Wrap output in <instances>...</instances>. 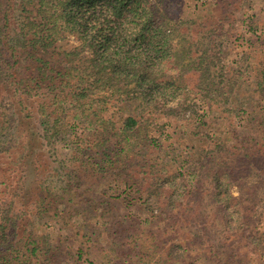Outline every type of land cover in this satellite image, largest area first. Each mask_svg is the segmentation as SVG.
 <instances>
[{
  "label": "trees",
  "instance_id": "16d2710c",
  "mask_svg": "<svg viewBox=\"0 0 264 264\" xmlns=\"http://www.w3.org/2000/svg\"><path fill=\"white\" fill-rule=\"evenodd\" d=\"M135 3L0 0V151L23 165L0 207V264L42 253L30 233L20 253L12 215L23 216V235L31 217L80 219L108 264H250L251 237L264 228V63L241 100L235 70L220 64L224 40L164 60L152 52L160 33L198 32L181 0ZM70 36L78 43L66 48ZM166 83L179 90L175 101L158 88ZM212 105L227 129L197 130ZM171 119L196 128L189 152L176 150ZM218 176L237 191L239 219L228 193L217 195ZM139 204L150 214H134Z\"/></svg>",
  "mask_w": 264,
  "mask_h": 264
},
{
  "label": "rangeland",
  "instance_id": "374dc122",
  "mask_svg": "<svg viewBox=\"0 0 264 264\" xmlns=\"http://www.w3.org/2000/svg\"><path fill=\"white\" fill-rule=\"evenodd\" d=\"M139 3L133 4L135 10H140L144 7L146 1L158 4V0H137ZM166 1V0H165ZM182 7H184L183 16L185 18L196 17V24H198V32L192 33V30L186 31L187 35H190L189 39L180 37L182 32L174 30L171 32L160 33L162 36L161 41L157 38H153L151 45L152 52L158 51V55L165 58L173 56V49L180 50L181 47L187 48L190 44L191 52H194L197 48V44L206 42L207 40H224L223 44L219 46V57H221V63H224L227 68L235 70L234 79L238 80L240 87L236 90L239 93L238 97L241 100H245L243 96L250 94L255 86L257 75L264 63V0H181ZM148 4V3H147ZM162 8L163 5H158ZM226 11V17L223 16ZM211 17V21H209ZM209 21V22H207ZM207 22V23H206ZM161 24L160 21L155 22ZM166 28L171 29L167 24ZM168 26V27H167ZM207 26V27H206ZM186 27V26H184ZM165 28L158 29L157 32H164ZM212 32L211 33L209 32ZM168 34V35H167ZM167 35V36H166ZM212 36V37H211ZM166 38V39H165ZM77 40L70 36L66 40L64 46L69 48L71 46H77ZM156 54V53H155ZM195 53H193L194 55ZM87 60V59H86ZM162 60V62H163ZM162 62L160 63L162 65ZM220 65H218L219 69ZM134 84V83H133ZM135 85V84H134ZM237 87V85H236ZM163 89L169 100L175 101L179 97V90H177L172 83L161 84L159 87ZM176 96L175 98H173ZM238 103V100L233 102L234 105ZM221 106L212 105L213 111L206 118L208 125L198 127L197 130L217 131L227 129L221 122L222 119H218L214 116L216 113H221ZM225 121V120H224ZM220 125V126H219ZM176 129L182 137L175 142L176 150H183L189 152L188 147L192 143L200 141L199 135L192 134L193 127L191 124L182 120H170L168 130ZM196 129V128H195ZM194 129V130H195ZM193 130V131H194ZM5 141L1 140L0 145L5 144ZM16 157L15 152L10 156L0 151V207L7 202L4 200L7 198V193H11L13 189H16L19 182L20 169L23 165L19 166V163L14 162ZM19 166V167H18ZM217 190L219 192V198H225L228 210L231 212L233 219L240 218V208L236 202L237 191L235 188L223 177L218 176ZM173 180V179H171ZM175 181H178L176 179ZM8 186V187H7ZM231 195V197H230ZM23 200V198H22ZM15 208L19 209L18 202ZM138 213L142 218L150 214V209H146L145 206L139 204ZM142 207L145 208L142 210ZM259 210L260 208L257 207ZM152 210V209H151ZM255 212V208L250 209ZM153 213H156L155 209ZM17 223V238H21L20 253H26V248L23 246V242L26 237L31 235V238L35 240L37 246L41 249L42 253L38 256H32L31 264H49V260L46 258L45 251L48 250L50 256L55 254L57 257H53L55 262L53 264H108L106 251H98V247H91V242L86 239L87 227L80 219H71L70 224L66 226L65 220L61 217L44 218L39 221L37 218L31 217L32 221H28L29 225L23 235V216L18 217L12 215ZM262 233V235H261ZM29 238L26 239L28 241ZM87 240V241H86ZM264 228L257 234L255 233L251 237L250 246L247 249L248 258L250 264H264ZM32 243H27V247ZM78 248H82L83 255L81 258L76 257ZM108 250V249H107ZM28 253V252H27ZM23 256V255H20ZM197 256L194 252L193 257ZM200 257L194 261V264H208V262L202 261ZM51 264V263H50Z\"/></svg>",
  "mask_w": 264,
  "mask_h": 264
}]
</instances>
